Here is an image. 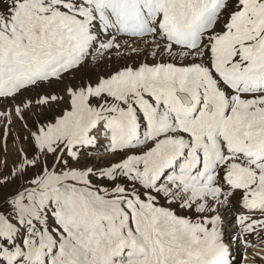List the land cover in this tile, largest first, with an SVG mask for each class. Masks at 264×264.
Segmentation results:
<instances>
[{
  "label": "snow or ice",
  "instance_id": "obj_1",
  "mask_svg": "<svg viewBox=\"0 0 264 264\" xmlns=\"http://www.w3.org/2000/svg\"><path fill=\"white\" fill-rule=\"evenodd\" d=\"M0 105V264H233L231 222L264 233V0H0Z\"/></svg>",
  "mask_w": 264,
  "mask_h": 264
},
{
  "label": "bare ground",
  "instance_id": "obj_2",
  "mask_svg": "<svg viewBox=\"0 0 264 264\" xmlns=\"http://www.w3.org/2000/svg\"><path fill=\"white\" fill-rule=\"evenodd\" d=\"M232 209L231 212L225 214V219L227 221H232ZM235 222L232 221L231 224L229 225V232L231 233L232 236V247H231V259L232 262L233 260L237 259L239 255L242 256V263L240 264H250L253 263L255 260V255L254 253L258 251V249H253V248H246L245 243H244V238L241 239L239 242L236 240V235L238 231V226H234ZM262 240V239H261ZM257 242V241H256ZM259 243V242H257ZM247 257V259H245Z\"/></svg>",
  "mask_w": 264,
  "mask_h": 264
},
{
  "label": "rangeland",
  "instance_id": "obj_3",
  "mask_svg": "<svg viewBox=\"0 0 264 264\" xmlns=\"http://www.w3.org/2000/svg\"><path fill=\"white\" fill-rule=\"evenodd\" d=\"M115 65V62H113V66ZM3 105H0V108H2ZM31 122V121H30ZM12 128V135H10L8 137V147H9V154L11 155L12 151H13V148H14V145H13V140L16 139V134L19 133L20 135H23V130L21 129V122L18 121V120H14V123L10 126ZM102 151V150H101ZM0 157H2V153H0ZM232 211L233 213L235 212H238L239 209L237 207H235V203L233 204V208H232ZM234 226H236L234 224ZM261 236L260 238L257 237V239L254 240L255 238V234H252V235H246L244 237V240H248V241H251L252 243H257V242H260L261 239L264 240V233H261ZM254 240V241H253ZM257 241V242H256ZM259 257L258 256H255V260L253 261V263H250V264H264V261H261L260 258L258 259ZM241 258L238 259L237 261L235 260L233 262V264H240L241 263Z\"/></svg>",
  "mask_w": 264,
  "mask_h": 264
}]
</instances>
